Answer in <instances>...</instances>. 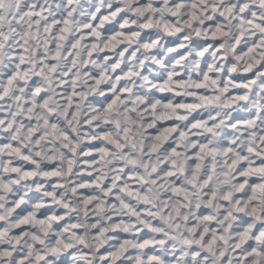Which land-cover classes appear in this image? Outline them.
Segmentation results:
<instances>
[{
  "label": "snow or ice",
  "instance_id": "snow-or-ice-1",
  "mask_svg": "<svg viewBox=\"0 0 264 264\" xmlns=\"http://www.w3.org/2000/svg\"><path fill=\"white\" fill-rule=\"evenodd\" d=\"M0 264H264V0H0Z\"/></svg>",
  "mask_w": 264,
  "mask_h": 264
}]
</instances>
